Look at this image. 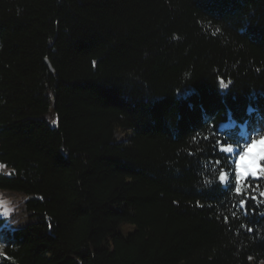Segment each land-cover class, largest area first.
I'll use <instances>...</instances> for the list:
<instances>
[{"label": "trees", "instance_id": "trees-1", "mask_svg": "<svg viewBox=\"0 0 264 264\" xmlns=\"http://www.w3.org/2000/svg\"><path fill=\"white\" fill-rule=\"evenodd\" d=\"M262 136L264 0H0V264H264Z\"/></svg>", "mask_w": 264, "mask_h": 264}, {"label": "rangeland", "instance_id": "rangeland-1", "mask_svg": "<svg viewBox=\"0 0 264 264\" xmlns=\"http://www.w3.org/2000/svg\"><path fill=\"white\" fill-rule=\"evenodd\" d=\"M50 124L54 125L56 122V119H52L51 117H47ZM261 139L258 138L254 141H259ZM252 144V143H251ZM250 145V144H249ZM231 147L232 151L228 152L227 149ZM226 148V151L233 155V159L235 161V172H236V165L237 163H240L241 169H247L249 167L253 168L255 171L259 172L261 168H264V159H257V156L260 151V147L258 146L256 149L253 150V152L250 154V156L245 159L244 161L240 160L241 155L243 154V150L247 147H245L242 152L236 156H234L235 151L237 148L235 146H229ZM0 172H3L5 174L9 173V170L6 168V166L0 164ZM252 176L250 173L246 177H258ZM244 176H241V179L246 178ZM227 182V176L225 181L223 183ZM27 199V196L22 195L16 191H10V190H0V218L2 219L1 224L3 227H8L10 230L14 229V224H10L11 221V215H14L16 218L13 220V223L18 222L22 220V214L20 213L21 206L23 202ZM133 230V226L130 224H122L121 225V231L124 234H127ZM3 232L0 229V234Z\"/></svg>", "mask_w": 264, "mask_h": 264}, {"label": "snow or ice", "instance_id": "snow-or-ice-1", "mask_svg": "<svg viewBox=\"0 0 264 264\" xmlns=\"http://www.w3.org/2000/svg\"><path fill=\"white\" fill-rule=\"evenodd\" d=\"M221 85L223 87H227V85H225L223 83V81H221ZM251 111V110H250ZM260 147V151H259V154L257 156V159H264V136L261 137V139L257 142V141H253L252 144L248 145L244 150H243V154L241 155L240 157V160L241 161H244L245 159H247L250 154L253 152L254 149H256L257 147ZM228 152H231L232 149L231 147H229L227 149ZM251 174L252 176H257V175H264V168H261L259 170V172L255 171L253 168L249 167L247 169H244L242 170L241 169V165L240 163H237L236 165V176H235V179H236V184H237V187H236V192L239 193L241 191L240 187H239V184H240V180H241V176H244L246 177L248 174ZM219 179L221 181H225L226 179V175L225 173L221 172L220 174V177ZM261 195H264V193H261ZM244 201L242 200L241 201V205H243Z\"/></svg>", "mask_w": 264, "mask_h": 264}, {"label": "water", "instance_id": "water-1", "mask_svg": "<svg viewBox=\"0 0 264 264\" xmlns=\"http://www.w3.org/2000/svg\"><path fill=\"white\" fill-rule=\"evenodd\" d=\"M51 72H52V69H51Z\"/></svg>", "mask_w": 264, "mask_h": 264}]
</instances>
